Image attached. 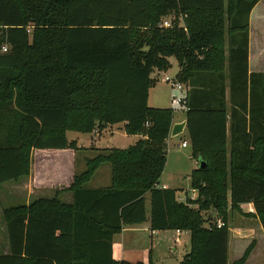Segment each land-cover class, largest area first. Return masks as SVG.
Wrapping results in <instances>:
<instances>
[{
  "label": "trees",
  "instance_id": "16d2710c",
  "mask_svg": "<svg viewBox=\"0 0 264 264\" xmlns=\"http://www.w3.org/2000/svg\"><path fill=\"white\" fill-rule=\"evenodd\" d=\"M258 1L0 0V185L29 176L34 150L76 149L68 132L123 124L141 137L103 149L53 197L3 209L0 264H153L112 257V237L146 222L145 194L152 232L188 233L180 264H228V214L241 205H252L264 232V74L248 71ZM169 57L186 87L192 157L205 163L190 174L196 197L184 193L186 202L157 187L173 110L147 104L152 74L166 72ZM104 163L110 186L85 187ZM211 210L219 229L205 224Z\"/></svg>",
  "mask_w": 264,
  "mask_h": 264
},
{
  "label": "rangeland",
  "instance_id": "374dc122",
  "mask_svg": "<svg viewBox=\"0 0 264 264\" xmlns=\"http://www.w3.org/2000/svg\"><path fill=\"white\" fill-rule=\"evenodd\" d=\"M173 19V14L170 13L166 17L161 19L167 20L171 24ZM170 68L166 72H154L152 78L157 80L156 86L149 91V106L154 108H170L173 110V120L180 121L185 117L186 110L180 106H173L170 102L171 89L167 84L163 82V77L167 76L170 79L175 78L179 71L178 63L174 57H169ZM178 96V93H173ZM68 141H76V149H66L65 152H55L52 150H45L47 152L51 151L48 158L55 156H73L69 157V161L73 165V174L77 175L85 171L86 161L93 159L97 156L103 149H127L133 146L139 139L134 136L126 135L123 131V124H116L106 128L103 131L100 141L96 146L90 144V137L87 134H79L76 132H68L66 134ZM182 142L187 143L186 148L179 147ZM107 145V146H106ZM179 145V146H177ZM109 147V148H108ZM60 151V150H56ZM32 151L33 155L31 157L32 164L35 162V156L39 153ZM168 161V163H167ZM197 161L199 158L192 157L191 148L188 142V135L186 131L179 134L177 137L170 139L166 147V164L164 171L159 178L157 184L161 186L163 183H167L171 189L177 190V198L182 197L184 193L192 196L190 190V174L197 167ZM28 178L21 177L15 181L4 183L0 185V254L5 252L6 246V233L4 228V221L2 218V210L18 205H24L28 201L31 202L34 199L41 197H53L55 191L42 190L41 192H30L27 190ZM110 186V166L107 163L101 164L99 169L94 173L90 181L85 185L87 188H106ZM194 198L196 195L193 196ZM59 199L64 203H70L71 194L65 193V195L60 196ZM145 210L146 216L149 218L150 215V203L149 194H145ZM246 209H242L237 212H229L228 214V227H229V239L235 232L232 230L245 227V223H251L254 226V221L246 215ZM204 220H206V225H212L219 220L216 218L214 211H208L203 214ZM210 222V223H209ZM238 227V228H237ZM182 233V232H181ZM187 233V232H185ZM240 233V232H239ZM243 234V232H241ZM147 236V235H146ZM151 239H153V246H150V239L146 237L145 240H139V243H143L144 246H138L135 248V252L132 255V263H148L149 260L153 264H180L182 258L189 253V237L188 235H182L180 237V244L175 242V235L173 231H161L157 232ZM228 239V240H229ZM141 245V244H140ZM247 247V246H245ZM231 252L228 255V264H232V245L230 248ZM150 254V256H149ZM150 257V258H149Z\"/></svg>",
  "mask_w": 264,
  "mask_h": 264
},
{
  "label": "crops",
  "instance_id": "0c3cea01",
  "mask_svg": "<svg viewBox=\"0 0 264 264\" xmlns=\"http://www.w3.org/2000/svg\"><path fill=\"white\" fill-rule=\"evenodd\" d=\"M248 26H249L248 27L249 30L248 71L249 73L264 74V0H259L250 11ZM148 102H149V93H148V101H147V104L149 106ZM184 120L185 117L183 120L180 121L173 120L172 125L174 123H180ZM106 128L100 131L96 130L91 134H87L90 137V144L92 146L93 145L96 146L99 143L101 135L103 131L106 130ZM184 131H186V129H184ZM134 137H136L137 139L141 138L140 136H134ZM170 139L173 138L169 135L166 144H168ZM55 152L63 153L65 152V150H60ZM34 153H36V150ZM38 153H39L38 155L36 153L37 156H35L34 164H32L31 162L30 174L27 177L28 178V185L26 186L27 190L33 193L36 192L39 193L42 190L55 191L56 193L58 191L67 189L71 184L74 176L73 165L68 159L69 157H73V156H55V158L52 159L54 156L51 158L47 157L51 155L50 154L52 153L51 151L47 152L45 150H39ZM197 167H198V163H197ZM157 187L162 189H171L167 183H163L161 186L157 185ZM65 193L67 192L60 193L59 197L65 195ZM26 204H28V201L26 202ZM241 208L246 209V212L252 214V215H248L249 214L248 213L246 215L251 219L250 221H254L253 223L254 226L250 225L251 223H245L244 225L245 227L243 228L237 227L238 229H235L234 227H232L233 228L232 230L235 232V234L232 235V237L228 240V255L231 252L230 248L232 245V262L237 261L238 259L241 258L244 251L250 245L251 251L244 264H264V232L262 231V228L257 218L253 216L254 210L252 205L244 204L241 205ZM241 232H243V234ZM156 233L157 232L155 231L152 232L150 230L148 217L146 222L142 225L123 228L120 233L112 237L113 259L116 261H127L132 263L133 262L132 255L136 251L135 248L138 246H144L143 243H139V240H145L146 237H149L150 246L152 248L153 239L151 238L154 235H156ZM182 235H188V233L182 232L181 235L179 236V239ZM6 252L7 249L5 247L4 253L6 254Z\"/></svg>",
  "mask_w": 264,
  "mask_h": 264
},
{
  "label": "built area",
  "instance_id": "2783aa9c",
  "mask_svg": "<svg viewBox=\"0 0 264 264\" xmlns=\"http://www.w3.org/2000/svg\"><path fill=\"white\" fill-rule=\"evenodd\" d=\"M160 27H168L170 26L169 22L167 20H163L161 23H159ZM3 50L5 51V46L3 47ZM163 82L165 84H167L169 86V88L171 89V98H170V102L173 106H180L183 104L185 95H186V87L180 83L176 78L170 79L167 76L163 77ZM177 92L178 96L174 95L173 93ZM181 148H186L187 147V143L186 142H182L180 145ZM191 193L193 194L192 196H190V199L193 200L194 199V195H196V191L192 190ZM178 201L180 202H186V198L184 196L177 198ZM223 226V223L218 220L215 224V227L217 229L221 228ZM175 242L177 244H180V239L179 236L181 235V231L179 230H175Z\"/></svg>",
  "mask_w": 264,
  "mask_h": 264
},
{
  "label": "water",
  "instance_id": "95a60500",
  "mask_svg": "<svg viewBox=\"0 0 264 264\" xmlns=\"http://www.w3.org/2000/svg\"><path fill=\"white\" fill-rule=\"evenodd\" d=\"M184 129H186V120L180 123H174L171 127L170 136L175 138L179 134L183 133ZM204 164L205 163L202 160L198 161V168H202Z\"/></svg>",
  "mask_w": 264,
  "mask_h": 264
}]
</instances>
